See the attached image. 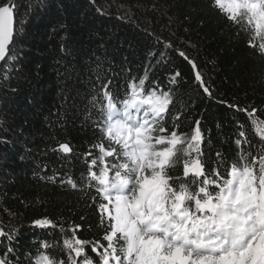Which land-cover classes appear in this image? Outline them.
I'll use <instances>...</instances> for the list:
<instances>
[{
  "label": "trees",
  "instance_id": "16d2710c",
  "mask_svg": "<svg viewBox=\"0 0 264 264\" xmlns=\"http://www.w3.org/2000/svg\"><path fill=\"white\" fill-rule=\"evenodd\" d=\"M9 3L16 9V30L0 66V227L16 231L11 242L0 237V257L10 247V259L29 264L49 242L63 258L59 249L75 224L82 226L77 236L106 243L98 210L102 196L95 182L88 188L81 179L87 162L101 155L95 145L107 113L105 91L111 90L118 107L131 96V85L140 90L139 80L147 77L143 95L153 87L158 95L167 91L169 113L182 124L165 135H188L199 120L202 152L213 163L219 149L230 172L249 141L252 159H259L264 143L253 117L220 101L264 106V59L251 47L261 40L238 32L215 0H0V6ZM179 50L198 64L216 99L199 89ZM176 70L181 77L170 84ZM61 143L72 152H60ZM43 218L57 227L34 225Z\"/></svg>",
  "mask_w": 264,
  "mask_h": 264
},
{
  "label": "snow or ice",
  "instance_id": "6c2138e0",
  "mask_svg": "<svg viewBox=\"0 0 264 264\" xmlns=\"http://www.w3.org/2000/svg\"><path fill=\"white\" fill-rule=\"evenodd\" d=\"M215 6L238 32L260 38L261 42L251 47L264 59V0H215ZM15 27L14 4L0 6V61L10 51ZM165 47L172 45L167 42ZM178 55L191 65L203 94L216 99L198 64L183 50ZM179 77L176 70L169 83H177ZM146 79L139 80L140 90L135 83L131 85V96L123 104V119L115 118L119 109L109 95L111 90L104 92L107 113L99 129L101 142L95 145L101 155L87 162L88 174L81 177L88 188L95 182L97 195L102 196L98 210L106 243L77 236L82 226L75 224L71 237L64 238L59 249L63 258L55 243L44 242L43 251L37 249L38 258L31 260L35 264H264V150L254 160L252 144L247 142L249 149L240 154L229 172L219 149L214 163L210 154L202 152L204 136L199 120L188 135L175 130L165 135L170 128L182 127L180 118L169 113L172 97L167 91L158 95L153 87L143 95ZM220 102L253 117L252 124L264 143V106ZM238 134L245 136L244 131ZM59 151L69 154L72 149L61 143ZM181 160L182 175L177 168ZM239 160L244 161L242 166H238ZM110 172L114 173L111 178ZM66 182L77 189L71 178ZM34 225L57 227L47 218L36 219ZM60 228L63 233V225ZM15 231L0 227V237L11 242ZM9 256H14L10 247L0 257V264H23Z\"/></svg>",
  "mask_w": 264,
  "mask_h": 264
},
{
  "label": "water",
  "instance_id": "95a60500",
  "mask_svg": "<svg viewBox=\"0 0 264 264\" xmlns=\"http://www.w3.org/2000/svg\"><path fill=\"white\" fill-rule=\"evenodd\" d=\"M15 30H16V27H15ZM15 30H14V36H13V43H14V39H15ZM13 43L9 45V49L11 48ZM8 55H9V53H8ZM8 55L5 57V60L7 59ZM5 60L4 61H0V66L5 62Z\"/></svg>",
  "mask_w": 264,
  "mask_h": 264
}]
</instances>
